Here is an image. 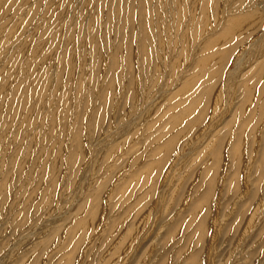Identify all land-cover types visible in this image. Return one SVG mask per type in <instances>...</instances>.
<instances>
[{
	"label": "rangeland",
	"instance_id": "1",
	"mask_svg": "<svg viewBox=\"0 0 264 264\" xmlns=\"http://www.w3.org/2000/svg\"><path fill=\"white\" fill-rule=\"evenodd\" d=\"M0 264H264V0H0Z\"/></svg>",
	"mask_w": 264,
	"mask_h": 264
},
{
	"label": "bare ground",
	"instance_id": "2",
	"mask_svg": "<svg viewBox=\"0 0 264 264\" xmlns=\"http://www.w3.org/2000/svg\"><path fill=\"white\" fill-rule=\"evenodd\" d=\"M236 29H234V31H235ZM232 32H233V30H232Z\"/></svg>",
	"mask_w": 264,
	"mask_h": 264
}]
</instances>
